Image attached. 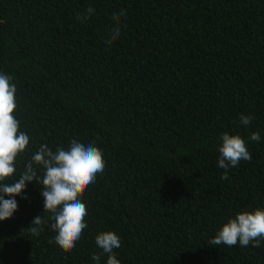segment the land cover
Here are the masks:
<instances>
[{
    "label": "trees",
    "instance_id": "16d2710c",
    "mask_svg": "<svg viewBox=\"0 0 264 264\" xmlns=\"http://www.w3.org/2000/svg\"><path fill=\"white\" fill-rule=\"evenodd\" d=\"M0 71L30 136L17 174L40 144L74 138L95 140L105 160L82 194L75 248L56 245L33 181L0 222V264H93L109 230L121 264H264V241L209 243L229 217L264 207V139L248 140L252 160L227 180L217 167L222 133L264 138V0H0ZM241 114L254 119L245 127Z\"/></svg>",
    "mask_w": 264,
    "mask_h": 264
},
{
    "label": "clouds",
    "instance_id": "9594fccd",
    "mask_svg": "<svg viewBox=\"0 0 264 264\" xmlns=\"http://www.w3.org/2000/svg\"><path fill=\"white\" fill-rule=\"evenodd\" d=\"M92 9H89L91 12ZM123 16L124 12L114 13ZM77 19H81L80 16ZM121 35V24L115 23L108 33V39ZM17 86L13 77L0 71V222L13 217L18 210L16 197L27 199L25 189L28 183L35 181L42 186L44 212L51 213L54 222L51 229L56 233V245L73 249L80 240L83 230L88 227L85 217L88 215L86 203L82 194L87 186L96 182L98 174L105 169L102 149L93 139H71L67 148L57 146L55 151L47 144H40L23 172L17 174V157L29 147L30 136L20 130V122L16 118ZM254 117L241 114L239 122L248 126ZM259 132L252 133L246 140L238 134L224 132L219 137L217 151V167L224 169L222 180L229 178V170L240 162L251 161L252 155L248 150V140L260 142ZM39 165L43 169L42 177L36 181L37 172L34 168ZM7 197V198H6ZM46 223L42 216L32 221L29 230L33 235H39ZM264 241V207L251 211L237 212L220 225L210 245H239L259 247ZM121 238L114 231H100L95 236V245L100 252L91 256L93 264H101V256L107 257L104 264H121L115 249L121 247Z\"/></svg>",
    "mask_w": 264,
    "mask_h": 264
}]
</instances>
